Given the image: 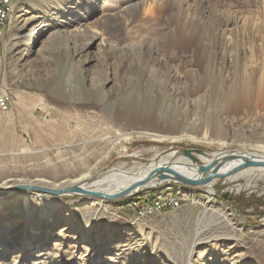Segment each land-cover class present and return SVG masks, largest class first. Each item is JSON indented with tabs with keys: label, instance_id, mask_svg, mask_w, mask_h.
<instances>
[{
	"label": "rangeland",
	"instance_id": "obj_1",
	"mask_svg": "<svg viewBox=\"0 0 264 264\" xmlns=\"http://www.w3.org/2000/svg\"><path fill=\"white\" fill-rule=\"evenodd\" d=\"M10 1L0 40L8 101L0 188L68 185L83 172L149 166L183 150L198 164L199 153L264 154V0ZM95 33L101 44H92ZM21 95L34 100L31 126ZM116 110L155 116L151 128L134 130L204 132L222 143L119 142L131 128L109 120ZM61 117L69 123L55 139ZM77 118L94 128H74ZM252 168L199 185L155 181L113 199L56 195L55 213L40 223L45 206L28 219L9 194L0 202V264H264V167ZM166 198L178 205L147 212ZM92 201L101 206H85Z\"/></svg>",
	"mask_w": 264,
	"mask_h": 264
},
{
	"label": "bare ground",
	"instance_id": "obj_2",
	"mask_svg": "<svg viewBox=\"0 0 264 264\" xmlns=\"http://www.w3.org/2000/svg\"><path fill=\"white\" fill-rule=\"evenodd\" d=\"M10 12H11V7H10ZM97 40H99L98 43H100V44L102 43L100 41H103L102 38L99 37V34L95 33V34H93L92 44H95L94 42ZM20 98H21L20 104H22V106H24L23 112H24V116H25V118H23L22 121L25 123L26 126H31L32 124H34L36 122V120L33 117H31L32 110H29L26 107H28V105H32L34 100H32L31 96H29V98H28L27 96L25 97V96L21 95ZM84 101H88V99L85 98ZM40 103H42V102H39V104ZM41 107H42V104H41ZM72 118H73V116H72ZM66 119H67V117H66ZM66 119H65V117H63V118L61 117L56 121L57 123H56L55 127L53 128L54 129L53 132L55 133V139L58 137H63V134H64L63 130L66 128L67 124L69 123V122H67ZM69 119H70V117H69ZM78 119L79 118H77L76 121L74 120L75 122L72 125V126H74V128H80L82 131L84 129L85 132H89L95 126L92 124V122L82 123ZM109 120L118 121L122 125L131 128L130 131L117 133L116 139L119 142L126 141L129 139H133L136 137H138V138L142 137V138L167 139V140H193V141L195 140V141L205 143V144H213V143L220 144V143H222L221 139L220 140L215 139L212 136H210L204 132L199 134V135H192V134H189L187 132H182L178 135L170 136V135L151 133L149 131H144V130H134L133 128H138V127L139 128H141V127L142 128H146V127L151 128L154 125L156 118L154 115H152V113H149V112H134V111H128V110H116L115 114L113 113L109 117ZM67 129H68V127H67ZM99 130H101V129H99ZM94 132H96V131H94ZM66 134H67V132H66ZM70 136H71V134H70ZM88 136H91V135H88ZM102 137L104 138V136H102ZM66 139H68V138H66ZM59 140H60V138H59ZM40 141H44L43 138H41ZM223 153L224 152H219V153H214V154L223 155ZM249 153L252 154V156H254L255 160H260L261 158H264V154L255 153V152H249ZM214 154H212L211 157H209V158L205 157L206 155H204L202 153H199L197 155H199V158L202 161V162L200 161L202 163V165H208L214 161L213 160ZM172 157H174V153H172V152L168 153V154L160 157L155 163L150 164L149 166H142L141 164H133L131 166L124 168V164H120L117 167H115V169L118 171L104 172V173L99 174L97 176L96 175L89 176L90 172H83L82 174L78 175L76 178L70 180L68 183L69 184L78 183L83 189H86L89 191H97V192H103L106 194H112V193H117V192H120V191L125 190L127 188L133 187V185H136L138 182L143 180L148 175V173H150L151 170H153L155 167H161V166L166 167V168H169L170 170H172L176 173H179V174L184 175V176L191 178V179H199L203 176V173L200 172L197 168L198 165H200V164H198L197 161L194 160L190 155L184 154L183 156H181L180 158H177L176 160H173ZM240 162H241V160H234V161H227L224 163H220V159H218L214 162V165L210 168V170L208 171L207 174H210V173L221 174L223 172L227 173V172L235 169ZM137 168H138L137 172H129V171H134ZM120 169H127L128 171H121ZM252 170H254L252 167H247V168L241 169L238 172V174L239 175L240 174L241 175L248 174ZM260 170H262V173H264V168H262ZM62 182H64V180H62L60 182H53L52 186L53 187L60 186ZM152 183H155V181H149L148 183H145V185L152 184ZM139 187L140 186H135L133 189L130 190V192L133 190H136ZM15 199H18L21 202H23V205L25 208L24 209L25 213L26 212L28 213V215H27L28 219L33 215V213H36L34 211V208H36V206H38V207L45 206V208L37 210L36 214L38 215L37 218L39 219L38 223H40L42 220H46L47 218L51 217L52 214L55 213V210L57 209L56 207L59 205V199L57 198V196L55 194L49 195V194H39V193L31 192V191H18L15 194ZM172 199H175V198H172ZM2 200L3 199L0 198V202ZM100 204H101L100 202L96 203V202L92 201L88 204H85V206L90 207L91 205H98L100 207L101 206ZM28 207H29V209H27Z\"/></svg>",
	"mask_w": 264,
	"mask_h": 264
},
{
	"label": "water",
	"instance_id": "obj_3",
	"mask_svg": "<svg viewBox=\"0 0 264 264\" xmlns=\"http://www.w3.org/2000/svg\"><path fill=\"white\" fill-rule=\"evenodd\" d=\"M192 150H183V153L188 155ZM220 159V163H224L227 161H234V160H241V162L237 165V167L227 173L215 174L210 173L207 174L210 168L214 165L216 160ZM213 162L208 165H198V170L203 173V176L199 179H191L179 173H176L169 168L166 167H155L151 170L148 175L138 182L136 185H133L131 188H127L117 193L106 194L103 192L97 191H89L83 189L79 184H69V185H60L56 187H46L39 184H33L30 182H17L12 183L8 186H4L0 188V198L8 196L9 194L16 193L18 191H36V192H43L47 194H55V195H63V194H81L86 196H96L105 199H113L119 196H124L130 193V190L133 189L135 186H144L145 183L149 181H163V180H173L179 182L183 185H199V184H206L207 182L211 181L214 177H226L239 169H244L247 167L252 166H263L264 167V158L260 160H255L254 156L247 151H235V150H226L224 151L223 155L215 154L213 157Z\"/></svg>",
	"mask_w": 264,
	"mask_h": 264
},
{
	"label": "built area",
	"instance_id": "obj_4",
	"mask_svg": "<svg viewBox=\"0 0 264 264\" xmlns=\"http://www.w3.org/2000/svg\"><path fill=\"white\" fill-rule=\"evenodd\" d=\"M10 0H0V40L2 36L3 27L8 19V15L10 13ZM8 109V101L5 95L0 96V111H5ZM179 200H174L172 198H166L165 200H159L152 205V207H148L147 212L149 210H160L166 206L176 207L178 205ZM149 209V210H148ZM146 212V211H145Z\"/></svg>",
	"mask_w": 264,
	"mask_h": 264
}]
</instances>
